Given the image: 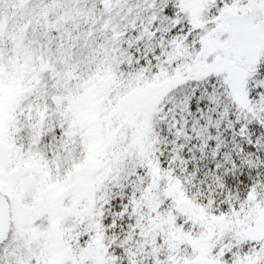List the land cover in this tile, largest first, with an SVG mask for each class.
I'll return each instance as SVG.
<instances>
[{
    "label": "snow or ice",
    "instance_id": "6c2138e0",
    "mask_svg": "<svg viewBox=\"0 0 264 264\" xmlns=\"http://www.w3.org/2000/svg\"><path fill=\"white\" fill-rule=\"evenodd\" d=\"M0 264H264V0H0Z\"/></svg>",
    "mask_w": 264,
    "mask_h": 264
}]
</instances>
